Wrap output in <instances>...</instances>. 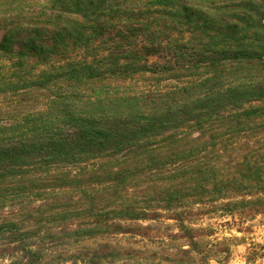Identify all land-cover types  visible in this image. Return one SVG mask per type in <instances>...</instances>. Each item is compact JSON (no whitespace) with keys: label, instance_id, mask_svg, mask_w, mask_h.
<instances>
[{"label":"trees","instance_id":"trees-1","mask_svg":"<svg viewBox=\"0 0 264 264\" xmlns=\"http://www.w3.org/2000/svg\"><path fill=\"white\" fill-rule=\"evenodd\" d=\"M0 26L10 264H116L148 220L193 240L189 217L264 214V0H0Z\"/></svg>","mask_w":264,"mask_h":264},{"label":"rangeland","instance_id":"rangeland-1","mask_svg":"<svg viewBox=\"0 0 264 264\" xmlns=\"http://www.w3.org/2000/svg\"><path fill=\"white\" fill-rule=\"evenodd\" d=\"M5 30L0 26V43ZM144 224L158 231L145 237L119 235L121 244L138 252L116 264H264V214L245 222L219 213L189 217L185 224L195 231L193 240L180 237L181 225L167 216ZM10 262V257L0 256V264Z\"/></svg>","mask_w":264,"mask_h":264}]
</instances>
